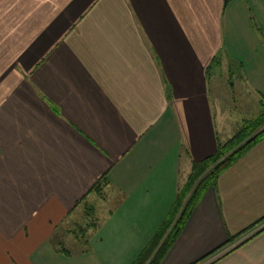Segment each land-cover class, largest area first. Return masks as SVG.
<instances>
[{
    "label": "crops",
    "instance_id": "crops-1",
    "mask_svg": "<svg viewBox=\"0 0 264 264\" xmlns=\"http://www.w3.org/2000/svg\"><path fill=\"white\" fill-rule=\"evenodd\" d=\"M230 1L0 0V264L136 260L193 165L249 120L228 116L211 74ZM86 205L103 216L93 241L61 247ZM263 218L264 138L204 194L161 264L217 249L202 264H264Z\"/></svg>",
    "mask_w": 264,
    "mask_h": 264
},
{
    "label": "rangeland",
    "instance_id": "rangeland-1",
    "mask_svg": "<svg viewBox=\"0 0 264 264\" xmlns=\"http://www.w3.org/2000/svg\"><path fill=\"white\" fill-rule=\"evenodd\" d=\"M227 17L228 29L226 31L224 49H222L223 54H225L223 68L221 67L222 62L221 64L219 63L221 58L219 57L220 55L218 56L219 62L212 64L211 68V74L214 72L217 77V101L225 107L229 106V109L232 107L233 113L235 114L230 115L231 111L227 112V114L235 121H242L243 119L252 120L262 113L263 104L261 101L264 103V0H231L228 5ZM232 84L235 85L234 88ZM234 125L233 130L238 131L240 127L238 128L235 123ZM203 177L204 175L200 177L199 181ZM104 178L106 180V177ZM208 190L206 192H208ZM188 192L186 201L190 197L192 191L189 190ZM206 192L204 194H206ZM91 205H89L88 211L80 206L78 208L79 211L73 214L74 217L60 228V233L56 237L57 244L62 247L69 241L73 247L75 244L83 247L85 244H88V242L90 243L93 241V239L87 238V234L90 230L96 228L97 219L95 217L101 220L103 216L101 213H97L96 215L94 207ZM184 206L185 203L180 208L178 217H180ZM91 208L93 209L89 210ZM86 212H88L89 216H86ZM168 221L169 217L160 223L158 230ZM65 232L69 234L67 235ZM84 235H86L85 238ZM179 237L175 240L174 244ZM165 239H163L162 242ZM140 253L137 255V258ZM155 253L156 251L153 256ZM216 254H218V251L212 255H210V253L206 254L198 260L204 259L201 263L199 262V264L213 259Z\"/></svg>",
    "mask_w": 264,
    "mask_h": 264
},
{
    "label": "trees",
    "instance_id": "trees-1",
    "mask_svg": "<svg viewBox=\"0 0 264 264\" xmlns=\"http://www.w3.org/2000/svg\"><path fill=\"white\" fill-rule=\"evenodd\" d=\"M229 1L230 0H228L227 3ZM262 104V113L257 118L245 120L240 129L229 141L218 145L215 155L193 165L188 184L185 189L178 192L175 205L169 215V221L162 225L161 229L157 231L150 243L144 248L132 264H161L173 246L175 240L181 234L204 193L210 188H217V182L221 174L264 138V103L262 102ZM203 175L204 177L199 181L200 177ZM100 181L92 187L91 192L101 194L102 189L100 187L101 184L105 182V178H101ZM189 190L192 191V193L186 201ZM184 203L185 206L180 217H178L179 210ZM88 208L89 206H87L85 210L88 211ZM92 209L93 208L89 210ZM86 216H89L88 212H86ZM263 220L264 218L261 221ZM252 228L253 227L235 237H230L226 244L234 242ZM85 236L86 235H84V238ZM163 239L165 240L162 242ZM218 250L220 249L215 250L210 253V255ZM155 251L156 253L153 256ZM203 260H200L195 264H199V262L201 263Z\"/></svg>",
    "mask_w": 264,
    "mask_h": 264
},
{
    "label": "water",
    "instance_id": "water-1",
    "mask_svg": "<svg viewBox=\"0 0 264 264\" xmlns=\"http://www.w3.org/2000/svg\"><path fill=\"white\" fill-rule=\"evenodd\" d=\"M228 0H225V3H227Z\"/></svg>",
    "mask_w": 264,
    "mask_h": 264
}]
</instances>
